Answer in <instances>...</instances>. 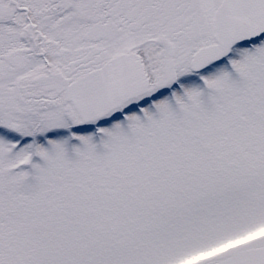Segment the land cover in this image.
<instances>
[{
  "label": "snow or ice",
  "instance_id": "obj_1",
  "mask_svg": "<svg viewBox=\"0 0 264 264\" xmlns=\"http://www.w3.org/2000/svg\"><path fill=\"white\" fill-rule=\"evenodd\" d=\"M0 264H264V0H0Z\"/></svg>",
  "mask_w": 264,
  "mask_h": 264
}]
</instances>
